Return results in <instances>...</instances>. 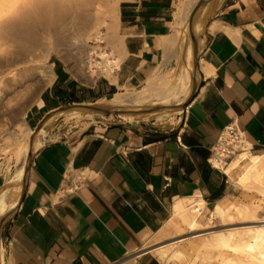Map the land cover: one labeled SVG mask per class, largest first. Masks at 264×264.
<instances>
[{"label": "crops", "instance_id": "crops-1", "mask_svg": "<svg viewBox=\"0 0 264 264\" xmlns=\"http://www.w3.org/2000/svg\"><path fill=\"white\" fill-rule=\"evenodd\" d=\"M178 9L179 0L123 1L115 79L99 74L87 83L59 70L28 111L30 127L63 106L142 85L174 51ZM213 11L200 39L197 93L175 123L100 122L36 153L22 201L5 217L4 264H160L144 244L165 228L176 202L226 197L233 181L210 163L224 129L236 124L254 153L264 151V0ZM6 180L0 174V191Z\"/></svg>", "mask_w": 264, "mask_h": 264}, {"label": "bare ground", "instance_id": "bare-ground-1", "mask_svg": "<svg viewBox=\"0 0 264 264\" xmlns=\"http://www.w3.org/2000/svg\"><path fill=\"white\" fill-rule=\"evenodd\" d=\"M123 1L0 0V162L14 141L20 144L15 171L9 174L0 191V216L7 217L19 207L33 157L48 143L46 127L57 115V111L51 112L40 127L34 129L27 121L28 112H24L22 107H12L11 102L18 92L29 90L38 80L39 89L53 84L57 75L49 59L54 52L74 56V62L81 67L88 65L89 75L83 77L87 83H91L97 74L115 79V72L120 67L118 53L122 43L119 23ZM215 7L216 3L208 0H179L173 36L180 37L181 66L175 82L155 85L157 72L149 77L148 85L141 90L118 93L112 99H102L91 106L127 112L130 117L125 118L133 122L155 119L156 122L166 123L175 113H183L201 80V69L196 61L199 51L196 50L197 40ZM105 14L112 18L111 23L105 20ZM103 27L107 28L106 34L102 31ZM216 29L218 26H213V30ZM51 38L55 39L49 43ZM38 102L42 103L41 98ZM149 102H154V105L146 107ZM68 113L80 122L103 118V115L82 108ZM11 118H16V122L10 123ZM246 142L247 151L229 162L215 161V166L237 185L244 186L250 181L264 184V151L254 153L253 144L247 138ZM194 201L195 198H190L176 202L173 216L167 224L177 227L184 223L191 231L195 230L199 222L194 214L202 215L207 202L199 199L191 206ZM224 202L225 198L217 202L210 220L221 214ZM245 209L251 211L250 207ZM238 212L242 213L240 208ZM157 234L145 248L158 250L167 247L163 244V229ZM184 241L175 242L172 249L163 251L168 261L186 255L181 248ZM202 248L219 251L221 255L230 254L225 256L226 264H264V224L239 232L209 236ZM0 264H4L2 256Z\"/></svg>", "mask_w": 264, "mask_h": 264}, {"label": "rangeland", "instance_id": "rangeland-1", "mask_svg": "<svg viewBox=\"0 0 264 264\" xmlns=\"http://www.w3.org/2000/svg\"><path fill=\"white\" fill-rule=\"evenodd\" d=\"M216 6L220 4H225L229 1L235 0H208ZM121 6V5H120ZM215 16V12L209 16L208 21L205 25V30L199 35L197 40V56L196 61L200 66V39L204 36L207 31V26L211 19ZM105 20L112 22V18L105 14ZM94 30V27L91 28V31ZM102 31L106 34L107 28L103 27ZM55 38H51L49 43H52ZM106 46V45H104ZM173 53L170 58H168L162 65H160L157 70L153 73L159 72L155 85L158 83H173L176 81V77L180 70L181 61L179 59V50H180V37H174V48ZM49 62L54 67V71L57 72L63 68L67 69L78 79H84L83 77L89 75L90 67L88 65L80 66L74 62V56H68L59 53H53L49 59ZM87 63V60L85 61ZM152 74V75H153ZM99 75V74H97ZM96 75V76H97ZM149 78L144 81V83L137 87H125L120 90L119 93L141 90L146 85H148ZM40 80L31 85L29 90H23L16 94L15 99L11 102L12 107L21 108L23 111L28 112L34 105L38 103V100L42 97V94L46 91L45 88H38ZM200 82L198 83L199 86ZM177 104V103H176ZM188 104V103H187ZM186 104V106H187ZM90 105V104H89ZM154 105V102L147 103L146 107H151ZM185 109V108H184ZM71 111V110H70ZM67 113H57L55 118L47 125V135L48 143L62 140L66 136L71 135L76 131H86L92 127L97 126L100 122H112V123H127V124H142V125H152L156 127H166L175 123L179 112L175 113L166 123L156 122L155 119L151 121L139 120L138 122H133L125 117H130L128 114H101L103 118H97L96 121H91L89 119H84L79 121L73 116ZM184 111V110H183ZM16 118H11L10 123L16 122ZM34 128V127H33ZM36 129V127L34 128ZM24 145V142L22 143ZM254 150H252L253 152ZM20 152V144L14 141V144L6 156H3L0 162V174H4L6 177L10 173L15 171V167L18 162V155ZM36 155V154H35ZM34 158V157H33ZM33 162V161H32ZM32 165V164H31ZM223 173V171H222ZM225 198V208L222 210L221 214L215 217L213 220H210L211 213L215 209L217 202L207 204L206 209L201 211L202 215L198 213L194 214L197 217L199 225L195 230L191 231L189 226L184 223H180L177 227L169 226L168 224L163 228V236L165 237L164 243L167 247L156 250V256L160 261V264H226L225 258L231 256L230 254L221 255L218 252L207 251L202 248V244L208 240L209 236L218 235L220 233H230V232H239L245 228L255 226L257 224H264V184L250 181L247 185L241 186L232 182L231 189ZM202 198H196L194 203L197 200ZM250 207L251 211H247L245 208ZM238 208L241 209L242 213L239 214ZM196 235H201L200 237H195ZM158 234L153 235L152 237H157ZM151 237V238H152ZM150 238V239H151ZM185 240L181 248L186 251V255L181 258H172L169 261L167 260V255L163 253L164 250L172 249L176 244ZM150 241V240H149ZM146 242L144 247L149 243ZM173 244V245H171ZM194 248H199L196 251ZM226 256V257H225ZM125 264H128L125 263ZM133 264V263H131Z\"/></svg>", "mask_w": 264, "mask_h": 264}, {"label": "built area", "instance_id": "built-area-1", "mask_svg": "<svg viewBox=\"0 0 264 264\" xmlns=\"http://www.w3.org/2000/svg\"><path fill=\"white\" fill-rule=\"evenodd\" d=\"M243 132L236 124L226 127L220 136L216 146L212 150L210 163L215 166L216 162H229L239 157L248 148ZM217 168V167H216Z\"/></svg>", "mask_w": 264, "mask_h": 264}, {"label": "water", "instance_id": "water-1", "mask_svg": "<svg viewBox=\"0 0 264 264\" xmlns=\"http://www.w3.org/2000/svg\"><path fill=\"white\" fill-rule=\"evenodd\" d=\"M197 90H198V87H197L194 95L192 96L191 100L195 97ZM75 108H82V109H86V110H91L95 113H101V114H107V115L108 114H115V115L128 114L127 112H124V111H114L112 109H100L97 107H93L91 105H84V104L63 106V107L57 109L56 111H57V113H61V112L70 111V110L75 109ZM48 115L44 117V119L41 121V123L45 121V119L48 117ZM41 123L36 127V129H38L40 127ZM4 221H5V215L0 217V250H1V243H2Z\"/></svg>", "mask_w": 264, "mask_h": 264}]
</instances>
